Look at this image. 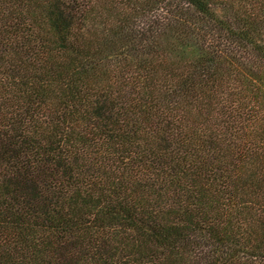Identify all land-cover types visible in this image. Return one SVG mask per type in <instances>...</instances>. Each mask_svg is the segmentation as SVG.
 Returning a JSON list of instances; mask_svg holds the SVG:
<instances>
[{"label": "trees", "instance_id": "16d2710c", "mask_svg": "<svg viewBox=\"0 0 264 264\" xmlns=\"http://www.w3.org/2000/svg\"><path fill=\"white\" fill-rule=\"evenodd\" d=\"M0 264H264V0H0Z\"/></svg>", "mask_w": 264, "mask_h": 264}]
</instances>
